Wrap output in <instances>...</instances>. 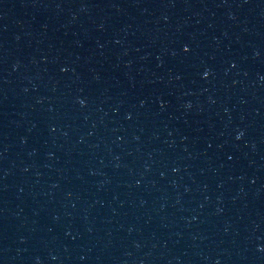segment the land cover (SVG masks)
Listing matches in <instances>:
<instances>
[{
  "label": "water",
  "instance_id": "obj_1",
  "mask_svg": "<svg viewBox=\"0 0 264 264\" xmlns=\"http://www.w3.org/2000/svg\"><path fill=\"white\" fill-rule=\"evenodd\" d=\"M0 264H264V0H0Z\"/></svg>",
  "mask_w": 264,
  "mask_h": 264
}]
</instances>
